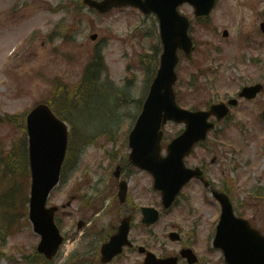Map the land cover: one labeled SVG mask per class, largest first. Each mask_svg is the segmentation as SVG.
I'll return each instance as SVG.
<instances>
[{
  "label": "rangeland",
  "instance_id": "374dc122",
  "mask_svg": "<svg viewBox=\"0 0 264 264\" xmlns=\"http://www.w3.org/2000/svg\"><path fill=\"white\" fill-rule=\"evenodd\" d=\"M82 1L0 0V119L21 116L36 103L51 99L57 103L53 109L68 123L69 132L72 129L66 160L69 165L65 161L61 183L48 201V206L60 208L56 219L68 239L51 264H74L72 237L79 220L97 224L93 231L114 230L118 217L112 211L108 213L111 199L105 200L102 211L93 214L84 205L80 208L79 195L101 197L106 186L114 184L113 172L126 163L131 152L128 136L162 53L154 15L146 16L132 7L101 14L86 6L78 12ZM180 10L193 20L191 34L199 50L220 47L221 52L213 58L218 65L222 63L217 88L201 79L192 82L191 61L181 60L177 89L182 107L205 108L210 101L237 96L245 84H264V36L259 34L264 0H217L207 25L196 22L191 6L184 4ZM224 30L229 32L228 38L222 36ZM92 34L98 35L97 40L90 38ZM88 69L91 72L84 82ZM259 106L264 107V95L235 109V120L223 132L224 140L212 133V144L198 148L187 163L201 166L205 162L208 177L221 189L228 182L226 189L232 192L238 212L264 232V128L253 117ZM239 118L247 121L246 128L241 127ZM165 127L164 153L166 145L184 129L171 121ZM24 129L23 125L0 121L3 155L13 148L12 143L25 140ZM24 144L23 154L27 152V140ZM213 157L218 161L211 165ZM135 172L130 179L134 203L162 209L152 176ZM184 192L175 208L162 212L152 250L160 255L173 254L188 244L196 248L203 261L225 264L221 250L212 245L219 204L196 181ZM12 230L14 233L0 249V264H46L36 253L40 237L31 223L23 219ZM172 230L180 232L181 243L169 240ZM139 257L135 254L116 264H139Z\"/></svg>",
  "mask_w": 264,
  "mask_h": 264
},
{
  "label": "water",
  "instance_id": "95a60500",
  "mask_svg": "<svg viewBox=\"0 0 264 264\" xmlns=\"http://www.w3.org/2000/svg\"><path fill=\"white\" fill-rule=\"evenodd\" d=\"M185 1L196 7L198 18H206L214 8L215 0H105L96 2L87 0L94 8L108 12L112 7L134 5L145 13L155 12L160 19L161 40H163V54L158 75L153 82L144 109L130 135L132 154L130 162L134 166L154 174L156 189L163 193V204L170 206L181 187L193 176H199L197 170L185 167L184 158L191 152V147L206 138V134L213 127L208 123L211 115L222 119L228 113L223 103L213 105L210 111L191 112L176 105V65L180 62L178 49L190 53L192 39L188 36L190 21L179 14L178 6ZM93 39H96L93 36ZM257 87L245 88L242 96L253 98ZM232 101L231 103H234ZM183 122L187 128L185 132L168 145L167 157H162L161 127L167 120ZM28 132L30 133V165L32 166L31 193V221L34 230L42 236L39 252H43L49 259L57 254L63 242L60 231L56 228L54 215L56 207L46 209L47 197L53 186L59 181L61 163L66 155L68 132L63 122L56 119L48 106L40 105L28 116ZM220 197L219 194H216ZM224 214L221 223L217 245L225 249L228 262L233 264H264V236L252 230L246 224L234 223L233 214L226 211L229 201L222 199ZM150 221L158 218L153 209L142 208ZM146 223L150 221L146 218ZM227 221L232 223L229 228ZM127 225V224H126ZM176 239V234L171 235ZM125 235H117L111 244L107 245L104 262H108L121 251ZM230 262V263H231ZM158 264V263H156Z\"/></svg>",
  "mask_w": 264,
  "mask_h": 264
},
{
  "label": "trees",
  "instance_id": "16d2710c",
  "mask_svg": "<svg viewBox=\"0 0 264 264\" xmlns=\"http://www.w3.org/2000/svg\"><path fill=\"white\" fill-rule=\"evenodd\" d=\"M14 122H21V118H15ZM19 150H12L4 159V171L1 180L0 194V239L13 234V226L28 216L27 205L29 203V177L24 169L18 165Z\"/></svg>",
  "mask_w": 264,
  "mask_h": 264
},
{
  "label": "flooded vegetation",
  "instance_id": "af4514ba",
  "mask_svg": "<svg viewBox=\"0 0 264 264\" xmlns=\"http://www.w3.org/2000/svg\"><path fill=\"white\" fill-rule=\"evenodd\" d=\"M122 168L125 171V172H123L124 173L123 174V179L128 181V179H130L129 178L130 175L127 173L125 166H123ZM118 182H119V180H117L116 185L113 186L114 188H116V186L117 187L119 186ZM127 202H126L127 204L125 203L126 205L124 204L121 208L122 209H128V207H129V211L125 215L126 216H128V215H132L133 216L132 223H131V226H130L131 227L130 238H132V243L134 245L130 249L137 250V248L142 244V241H143L142 232H141L142 227H141L140 222L137 221L138 219L135 216L136 207L132 204L130 199L129 200L127 199ZM125 215H123V216H125ZM123 216H122V218H123ZM122 218H119V222L122 221ZM117 229H115V231L113 233H115L117 231ZM151 232H152V230L148 231V233H151ZM92 233H93V228H91V223L86 225V227H85V229L83 231L79 232V234H81V237L83 239L86 236H88V235L92 236ZM110 235L108 234L107 237H109ZM146 244H147L146 247H148V246L150 247L151 246L149 241H147ZM100 247H101V245H100ZM167 256H170V255L162 254V255H159L158 257L163 258V257H167ZM100 257H101L100 248H99V251H97L96 247H91L89 250H87L86 253L77 255L76 256V258H77L76 261H77V264H103L100 261ZM118 261H119L118 258H116V259L113 260V262L108 263V264H114V263H116Z\"/></svg>",
  "mask_w": 264,
  "mask_h": 264
}]
</instances>
